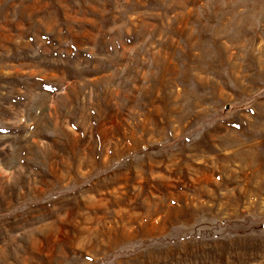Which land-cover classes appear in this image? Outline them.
I'll return each mask as SVG.
<instances>
[{"label": "rangeland", "instance_id": "374dc122", "mask_svg": "<svg viewBox=\"0 0 264 264\" xmlns=\"http://www.w3.org/2000/svg\"><path fill=\"white\" fill-rule=\"evenodd\" d=\"M0 264H264V0H0Z\"/></svg>", "mask_w": 264, "mask_h": 264}]
</instances>
